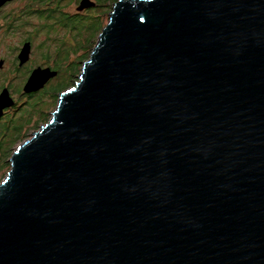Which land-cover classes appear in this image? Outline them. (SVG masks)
<instances>
[{"label":"water","instance_id":"obj_1","mask_svg":"<svg viewBox=\"0 0 264 264\" xmlns=\"http://www.w3.org/2000/svg\"><path fill=\"white\" fill-rule=\"evenodd\" d=\"M9 162L0 264H264V0H117Z\"/></svg>","mask_w":264,"mask_h":264},{"label":"rangeland","instance_id":"obj_2","mask_svg":"<svg viewBox=\"0 0 264 264\" xmlns=\"http://www.w3.org/2000/svg\"><path fill=\"white\" fill-rule=\"evenodd\" d=\"M110 0H97V7L91 12L84 13L72 20H41L37 15L31 12L29 15L20 17L19 4L10 5L5 10L0 12V16H3L7 12L14 11V15H18V20H14L16 26L13 30L6 29L4 25L5 19L0 17V59L4 60V65L0 69V91L2 86L8 87L11 96L15 100V105L6 111V117L0 123H6L7 120L22 119L23 111L27 113V116L32 115L31 121L23 119L22 121L15 120L11 123L14 129L7 136L6 144L9 146L10 141L18 136V132H26V135L18 140L11 147V154L13 150L25 140L29 139L35 131H38L44 124H46L52 116V112L56 109L59 102V88L54 77L51 79L44 88L28 95L23 92V86L26 82L31 70L38 65L47 66L48 63H42L41 52H50L52 55H56L54 52L57 45L67 46L66 52L63 55L67 64H71L69 72L64 76L63 82H68L73 79V75H80L77 73V64L81 61L80 53L73 54V51L81 52L83 47L92 41L98 39L103 24L108 22L109 16L106 18L104 14L109 13L112 9L109 8ZM110 14V13H109ZM63 23L69 26H76L80 34V38L77 42H73L72 36H68L66 41L62 39L67 33V27ZM47 24H52V28H48ZM107 24V23H106ZM68 26V27H69ZM81 31V32H80ZM83 34V37L81 35ZM77 35V34H76ZM31 41L32 50L30 55V61L25 63L23 67H18L17 55L23 43L25 41ZM71 53V54H70ZM76 57H75V56ZM75 57V58H74ZM18 67V70L15 68ZM50 66V65H48ZM78 80V78H76ZM74 85V84H73ZM72 85V86H73ZM48 120L38 123L32 127L33 124L41 121L43 117L48 116ZM30 118V117H28ZM5 144V145H6ZM3 176L0 178L2 179Z\"/></svg>","mask_w":264,"mask_h":264},{"label":"trees","instance_id":"obj_3","mask_svg":"<svg viewBox=\"0 0 264 264\" xmlns=\"http://www.w3.org/2000/svg\"><path fill=\"white\" fill-rule=\"evenodd\" d=\"M110 1H111V3L109 5V8L112 9L113 4L117 0H110ZM109 13L104 14V16L107 18L109 16ZM106 23H107V21H106ZM106 23L103 24V27L106 25ZM63 25L65 27H67V33L62 39H64L66 41L68 36H72L73 42H77V40L80 38V34L78 33L79 29L76 26H69V25H67L65 23H63ZM47 27L48 28L49 27L52 28V24L50 26H47ZM81 37H83V34L81 35ZM97 40L92 41L90 43H87V45H85L83 47V51L80 50L81 52L73 51V54L77 55L78 53H80V56H81V61L78 62V64H77L78 66L76 67L77 68V73L76 74L81 73V70H82V67H83V62L86 61L87 59H89L90 54H91L94 46L97 43ZM59 45L60 44L57 45V47H56V49L54 51L56 53V55L55 54L52 55L50 52H48V53L47 52H41V55L43 57L41 64L42 63H46V64L48 63V65H50V67L52 69H54V70H56L58 72L57 77L55 78V80H56V82L58 84L61 85L60 88H59V92H61V91L65 90V89L71 87L73 84H75V82L77 81L76 78H78V75H73V79L72 80H70L68 82H63L64 81V76H66L65 73L67 74L69 72V70L71 68V64L70 63L67 64L65 62L66 60L63 59V55L67 51L66 50L67 46H65L63 44V45H61V47H59ZM77 56H79V55H77ZM18 67H19V65H18ZM18 67L15 66V68L17 70H18ZM2 88H4V86H2ZM33 93H35V92H33ZM33 93H28V95H32ZM27 113H25V110H24L23 114H22V116H23L22 119L16 118V119L10 120L11 119L10 118L9 120L6 121V123H3L2 126L0 124V178L3 176V178L0 179V182L5 178L7 172L10 170L9 158L11 156V151H12L11 147H12V145H14L18 140H20L21 138H23L26 135V132H24V131L18 132V136L15 139L13 138V140L10 141L11 144L9 146H7V144H6L7 136H9L11 131L14 129V126H12L11 123L14 122L15 120L22 121L24 118L27 119V121H31L32 115L27 116ZM5 117H6V115L2 117L0 123L3 121V119ZM28 117H30V118H28ZM48 117H49V115L43 117L41 121H38V119H39L38 118L36 120V122L33 124L32 127L36 126L38 123H40L42 121L48 120Z\"/></svg>","mask_w":264,"mask_h":264},{"label":"flooded vegetation","instance_id":"obj_4","mask_svg":"<svg viewBox=\"0 0 264 264\" xmlns=\"http://www.w3.org/2000/svg\"><path fill=\"white\" fill-rule=\"evenodd\" d=\"M90 1H93L95 3L93 7L79 10L81 0H5V2L0 5V12L5 10V8L10 5L19 4L20 8L18 9L20 11V14L18 15L20 17L24 16L25 14L29 15L31 12H33V14L37 15L41 20H72L80 15H84V13L91 12L96 8L97 0ZM13 13L15 12L11 11L7 12L3 16H0L1 18L5 19L4 25H7L5 26L6 29L13 30L16 26L14 20H18V15H14ZM47 26H50V24H47ZM42 67L50 66L47 65ZM5 115L6 112L4 116Z\"/></svg>","mask_w":264,"mask_h":264},{"label":"bare ground","instance_id":"obj_5","mask_svg":"<svg viewBox=\"0 0 264 264\" xmlns=\"http://www.w3.org/2000/svg\"><path fill=\"white\" fill-rule=\"evenodd\" d=\"M1 5V4H0ZM30 61V60H29Z\"/></svg>","mask_w":264,"mask_h":264}]
</instances>
